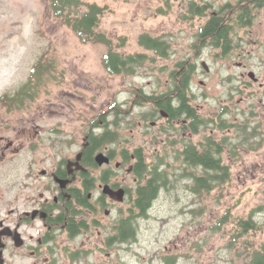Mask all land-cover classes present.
Masks as SVG:
<instances>
[{"label": "flooded vegetation", "instance_id": "flooded-vegetation-1", "mask_svg": "<svg viewBox=\"0 0 264 264\" xmlns=\"http://www.w3.org/2000/svg\"><path fill=\"white\" fill-rule=\"evenodd\" d=\"M254 1H237L231 5L229 15L222 17L219 27L227 23L233 12L238 16L239 8L251 5L253 17L249 24L231 22L228 36L232 42L227 49L221 44L215 46L214 33H204L211 15L218 11L209 16L188 17L203 20L196 33L194 51L209 46L220 51L221 56H228L238 46L237 55L241 57L240 44L233 45V27L239 30L250 25L256 17L255 10L264 11V0L260 6H255ZM143 66L138 68L144 69ZM236 67L244 71L239 75L230 73L228 79L257 82L256 73L242 59L238 58ZM209 70L205 60L198 64L194 58L161 66L162 74L151 92L145 86L124 87L113 92L106 109H100L96 102L98 93L83 101L78 90H65L63 69L51 65L45 82L37 83L38 75L33 67L29 68L24 79L7 93L17 101V108L26 103V109H31L17 118L10 139L0 128V264H99L90 260L99 250L92 236H99L101 229L108 228L110 234L102 240L103 245H120L131 239L123 228L129 224L133 229L134 220L146 217L166 186L158 187L150 199L144 194L145 189H153L156 171L164 172L168 181L170 152L182 167L180 176L191 181L192 177L183 175H192L196 166L187 158L190 150L213 156L219 165L229 167L223 160L227 147L231 152L233 147L251 146L249 142L258 139L248 124H238V144L229 143L227 135L218 137L216 131L228 130L226 106L220 105L215 112H199L194 103V77ZM136 72L107 74L114 81L117 77L136 76ZM48 79L59 88L46 86ZM259 84L264 87L263 82ZM81 87L87 91L91 88ZM41 90L45 98L38 101L36 96ZM122 92L128 95L116 96ZM31 101L37 103L29 108ZM135 135L143 138L141 143L135 144ZM146 140L160 145L150 153L152 161L147 159ZM202 167L197 164V169Z\"/></svg>", "mask_w": 264, "mask_h": 264}, {"label": "rangeland", "instance_id": "rangeland-1", "mask_svg": "<svg viewBox=\"0 0 264 264\" xmlns=\"http://www.w3.org/2000/svg\"><path fill=\"white\" fill-rule=\"evenodd\" d=\"M80 1L105 6L96 31L105 33L120 55L145 54L144 69L138 68L136 76L110 80L101 64L107 47L82 42L64 18L53 14L49 0H0V96L12 91L29 68L33 67L38 75L37 83H42L48 78L49 67L55 65V69L65 71L66 91L78 90L83 101L98 93V108L106 109L113 92L124 87L145 86L151 92L162 74L161 66L191 58L199 64L202 59L210 70L194 77V103L199 112H215L220 105L226 106L228 130L216 131L218 137L227 135L229 143L238 144V124H248L258 139L249 142L251 148L233 147V158L227 147L223 160L229 165L230 180L210 192H193L189 187L193 181L180 176L182 167L175 163L170 152L167 155L171 164L167 167L169 182L147 216L133 221L134 238L120 245H103L102 240L110 231L101 229L99 236L96 233L92 236L99 250L94 251L90 260L99 264H167L166 258H174L175 264H242L249 260V253L264 242V87L259 84L264 83V11L255 10L256 17L250 25L239 30L233 27V45L239 43L242 53L238 57V46L228 56H221L220 51L209 46L194 51L196 33L203 20L187 19L190 17L187 7L190 1L199 5L207 3L205 14L198 15L204 17L241 0ZM79 11H86V7L82 6ZM144 33L166 41L168 54L162 57L142 48L137 41ZM238 58L256 73L257 82L250 84L243 78L233 81L227 78L230 73L239 75L244 71L236 67ZM81 85L91 88L87 91ZM46 86L59 88L50 79ZM127 95L122 92L116 96ZM36 97L43 101L44 91ZM36 103L31 101L27 105L30 108ZM25 106L26 103L9 109L0 103V128L5 129L1 133L8 139L12 137L17 118L31 109ZM135 138V144L143 139L140 135ZM144 143L147 159L152 161L150 153L160 145L149 140ZM6 168L9 175L10 165ZM226 213V221L218 228L219 220ZM249 218L257 223L258 229L238 235V220Z\"/></svg>", "mask_w": 264, "mask_h": 264}, {"label": "trees", "instance_id": "trees-1", "mask_svg": "<svg viewBox=\"0 0 264 264\" xmlns=\"http://www.w3.org/2000/svg\"><path fill=\"white\" fill-rule=\"evenodd\" d=\"M245 1L247 0H241L240 2ZM260 1L262 0H255V6H260ZM49 6L56 17L65 19V23L71 27L82 42L99 43L107 47V52L101 58V64L105 72L134 73L138 67L146 62V55L143 53L120 55L118 52L114 51L111 39H109L105 33L96 31L95 28L98 25L99 17L104 12L105 6H100L97 3L83 2L80 0H49ZM82 6L86 7V11H79ZM207 7V3L199 5L190 1L187 7L188 16L204 15ZM230 8H232L231 5L227 4L217 12V15H211V19L207 22L204 28L205 34H215L212 37V40L215 42V46L221 44L224 49L229 48L232 42L231 37L228 36L231 30V22L233 21L234 24H238V22H240L242 25H245L249 24V21L253 17L250 9L251 5L246 4L239 8V17L236 16L235 12H233L227 20V23H225L222 27H219L222 17L229 15ZM137 42L142 48L151 50L158 56H166L168 54V44L160 37L144 33L138 36ZM0 103L5 104L9 108H13L18 105L17 101L10 95V93H6L0 97ZM246 134L248 136L250 135V133ZM249 147L251 148L252 145ZM210 153H212V151ZM186 154L187 158H189L188 160L192 161L193 164L196 165L194 171L197 173L193 172L192 175L186 172L183 173L185 177L193 178V184L190 187L193 192H210L214 188L230 180L229 167L219 165L213 156L208 157L207 154L198 155L192 150ZM197 164H201L203 167L197 169ZM156 172V181H152L154 185L153 189L149 187L144 190L145 196H149V199L150 197L156 195L158 187H161L162 185L164 186L167 182H169V180L167 181V175L164 172ZM149 190H151V192L146 193ZM226 216H228L227 213L222 216L221 220H219L218 228L221 226V223L226 221ZM237 226L238 235H243L251 229H258L257 223L253 221L252 218L239 219ZM123 231L129 234V238H134V230L129 224L124 226ZM248 258L249 260H246L242 264H264V242L259 249H255L250 252ZM166 263L175 264V259L166 258Z\"/></svg>", "mask_w": 264, "mask_h": 264}, {"label": "water", "instance_id": "water-1", "mask_svg": "<svg viewBox=\"0 0 264 264\" xmlns=\"http://www.w3.org/2000/svg\"><path fill=\"white\" fill-rule=\"evenodd\" d=\"M204 67H206V65L204 64Z\"/></svg>", "mask_w": 264, "mask_h": 264}]
</instances>
